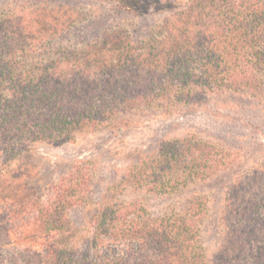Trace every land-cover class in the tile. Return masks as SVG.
Listing matches in <instances>:
<instances>
[{"label": "trees", "instance_id": "16d2710c", "mask_svg": "<svg viewBox=\"0 0 264 264\" xmlns=\"http://www.w3.org/2000/svg\"><path fill=\"white\" fill-rule=\"evenodd\" d=\"M118 2L134 7L138 0ZM176 4L169 5L170 15L138 50L115 43L106 49L110 57L92 46L82 57H50L43 52L49 43L37 46L24 39L23 19L12 27L2 22L0 200L13 194L16 208L8 220L15 227L12 236L10 228L0 227L5 234L0 247L15 245L0 249V264H19L21 255L28 259L25 264H264V176L258 185L249 183L248 169L228 187L221 247L212 252L203 242L209 208L200 191L189 192V187L232 169L236 150L207 141L201 131L139 156L121 181L124 191H138V196L176 200L163 214L151 213L139 198L88 201V172L83 183L80 176L73 183L65 177L51 187L46 201L22 206V179L10 174L14 157L33 145L72 141L88 127L122 128L130 120L124 117L129 109L152 106L165 115L225 92L264 101V0H188L183 9ZM56 15L52 10L38 17L53 20ZM50 30L54 40L58 32ZM62 64H70V70ZM245 179L249 186L242 187ZM78 201L89 208L86 250L66 231ZM16 241L40 247L20 248Z\"/></svg>", "mask_w": 264, "mask_h": 264}, {"label": "rangeland", "instance_id": "374dc122", "mask_svg": "<svg viewBox=\"0 0 264 264\" xmlns=\"http://www.w3.org/2000/svg\"><path fill=\"white\" fill-rule=\"evenodd\" d=\"M174 2L177 3L176 8L183 9L188 0H138L134 7L120 5L118 0H0V25L3 22L5 27H12L23 19L24 39L37 46L49 43V49H43V52L50 57H82L89 46L104 50L103 53L110 57L112 53H107L106 49L115 43L133 44L138 50L148 41L152 28L170 15L169 5ZM162 7L165 9L161 10ZM52 10L58 13L55 19L40 18ZM51 27L58 32L54 40H50L54 32ZM150 50L148 47L146 51ZM63 70L69 71L70 64L63 65ZM9 93L6 91V95ZM142 109H129L124 117L130 120L122 128H84L72 141L38 143L32 150L15 156L10 174L22 179L20 189L26 197L22 206L29 205L31 201H46L51 187L65 177L68 180L70 177L73 183L80 176L83 183V176L88 172L91 177L87 188L88 201L96 202L105 196L118 202L139 198L149 204L151 213H166L177 204L176 200L149 193L138 196V191H124L121 181L139 156L156 154L164 141L201 131V137L207 141L229 145L236 150V164L232 169L218 172L189 187V192L193 189L200 191L198 193L208 205L202 223L203 242L209 251H216L225 240L222 209L229 185H235L239 174L247 169L251 172L249 183L258 185L264 176V101L225 92L193 109L176 113L158 114L152 106ZM3 158L0 153V162ZM83 161H87L85 166ZM245 181L242 187L248 184ZM236 188L241 190L240 185ZM13 202V194L5 201L0 200V227L7 231L10 228L11 236L15 227H11L8 220L16 208ZM83 205V201L76 202L65 224L67 234L73 235L74 242L86 250V237L91 233V226L88 223L89 208ZM0 235L5 240L4 232L0 231ZM21 242H17L20 248L27 245L40 247L38 242ZM13 248L15 245L11 244L0 247L4 250ZM25 261L28 259L21 255L19 264H25Z\"/></svg>", "mask_w": 264, "mask_h": 264}]
</instances>
